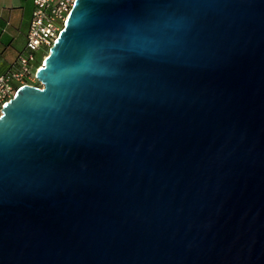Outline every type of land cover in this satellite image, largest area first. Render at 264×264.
I'll list each match as a JSON object with an SVG mask.
<instances>
[{
	"label": "water",
	"instance_id": "obj_1",
	"mask_svg": "<svg viewBox=\"0 0 264 264\" xmlns=\"http://www.w3.org/2000/svg\"><path fill=\"white\" fill-rule=\"evenodd\" d=\"M0 116V264H264V0H76Z\"/></svg>",
	"mask_w": 264,
	"mask_h": 264
},
{
	"label": "built area",
	"instance_id": "obj_2",
	"mask_svg": "<svg viewBox=\"0 0 264 264\" xmlns=\"http://www.w3.org/2000/svg\"><path fill=\"white\" fill-rule=\"evenodd\" d=\"M76 0H32L33 10L29 22L25 48L9 68L0 73V116L4 104L25 85L34 86L36 73L45 55L49 54ZM4 29L0 27V38Z\"/></svg>",
	"mask_w": 264,
	"mask_h": 264
},
{
	"label": "rangeland",
	"instance_id": "obj_3",
	"mask_svg": "<svg viewBox=\"0 0 264 264\" xmlns=\"http://www.w3.org/2000/svg\"><path fill=\"white\" fill-rule=\"evenodd\" d=\"M3 2V1H2ZM0 3V11L3 3ZM9 7H15L12 10V21L9 32L4 36V42L7 44L12 43V52L15 54L13 61L16 60L18 54L25 48L26 44V34L31 19V14L33 10V4L30 0H8ZM2 46H0L1 48ZM34 86H41L40 82L34 81Z\"/></svg>",
	"mask_w": 264,
	"mask_h": 264
},
{
	"label": "crops",
	"instance_id": "obj_4",
	"mask_svg": "<svg viewBox=\"0 0 264 264\" xmlns=\"http://www.w3.org/2000/svg\"><path fill=\"white\" fill-rule=\"evenodd\" d=\"M3 1V2H2ZM22 1V0H20ZM32 2V0H30ZM3 3L1 11H0V27L4 29V32L0 38V73L6 71L11 63L13 62V59L15 57V54L12 52V43L7 44V42H4V36L7 32H9L12 21V10L16 9L15 7H9L8 0H0V3ZM33 4V3H32ZM11 6V5H10ZM33 6V5H32Z\"/></svg>",
	"mask_w": 264,
	"mask_h": 264
},
{
	"label": "bare ground",
	"instance_id": "obj_5",
	"mask_svg": "<svg viewBox=\"0 0 264 264\" xmlns=\"http://www.w3.org/2000/svg\"><path fill=\"white\" fill-rule=\"evenodd\" d=\"M46 57H47V55H45V58H46ZM45 58H44V59H45ZM44 59H43V60H44Z\"/></svg>",
	"mask_w": 264,
	"mask_h": 264
}]
</instances>
